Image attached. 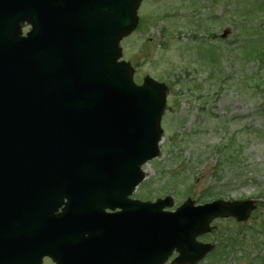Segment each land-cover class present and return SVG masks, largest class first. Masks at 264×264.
Returning <instances> with one entry per match:
<instances>
[{
	"label": "water",
	"instance_id": "95a60500",
	"mask_svg": "<svg viewBox=\"0 0 264 264\" xmlns=\"http://www.w3.org/2000/svg\"><path fill=\"white\" fill-rule=\"evenodd\" d=\"M141 1L0 0V264H40L22 245L52 216L30 211L43 201L22 207L32 183L66 198V211L89 223L94 210L123 208L120 227L109 232L123 264H164L175 247L182 258L204 255L210 248L198 249L194 236L208 232L213 218L251 213L252 202L187 203L164 213L170 198L128 199L144 178L141 165L158 155L165 104L162 85L146 80L138 88L117 63ZM25 22L33 26L28 38ZM92 192L98 201L80 203Z\"/></svg>",
	"mask_w": 264,
	"mask_h": 264
},
{
	"label": "rangeland",
	"instance_id": "374dc122",
	"mask_svg": "<svg viewBox=\"0 0 264 264\" xmlns=\"http://www.w3.org/2000/svg\"><path fill=\"white\" fill-rule=\"evenodd\" d=\"M142 5L140 28L123 41V55L140 83L150 75L170 91L161 156L144 167L134 197L171 195L173 209L189 198L254 200L249 220L214 222L204 239L216 250L199 264H263L264 0ZM224 156L231 158L222 167ZM224 235L235 245L225 246V238L220 244Z\"/></svg>",
	"mask_w": 264,
	"mask_h": 264
},
{
	"label": "flooded vegetation",
	"instance_id": "af4514ba",
	"mask_svg": "<svg viewBox=\"0 0 264 264\" xmlns=\"http://www.w3.org/2000/svg\"><path fill=\"white\" fill-rule=\"evenodd\" d=\"M46 264H48V262H46Z\"/></svg>",
	"mask_w": 264,
	"mask_h": 264
}]
</instances>
